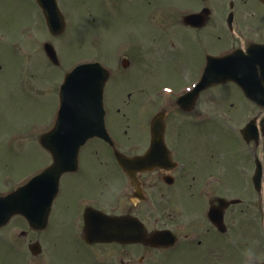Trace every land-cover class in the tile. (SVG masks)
<instances>
[{
    "label": "flooded vegetation",
    "instance_id": "flooded-vegetation-1",
    "mask_svg": "<svg viewBox=\"0 0 264 264\" xmlns=\"http://www.w3.org/2000/svg\"><path fill=\"white\" fill-rule=\"evenodd\" d=\"M102 1L105 4L118 8L119 11L121 8H126L125 6L127 5L139 3L140 5L133 6L132 9H144L143 11L145 12L143 14L148 23L151 21V15L146 14L150 13V10H146V8L157 7L164 10L160 13V16L154 18V20L161 21L162 36L167 38V23L169 20L176 19V24L178 25H176L175 30H177V27H182L184 32H187L186 35L192 37L193 44L186 45V47H190L191 51H197L194 42H197L201 36L207 35L211 37L212 35L216 46L218 47L221 44L223 46L221 48L218 47L219 49H216L217 47L203 49L202 54L204 59H206L207 54L224 53L229 55L236 52L248 58L250 56V47L254 45L264 46V0ZM57 2L60 7H63L65 0H57ZM99 2L101 5V1ZM168 8L172 10L168 12ZM191 14L197 18L190 21L188 16ZM137 16L140 20V16ZM132 18L135 19V15ZM127 40V46L131 48L130 53L133 51L134 61L130 57L131 54L128 55L126 53L127 47L124 46L118 49L117 53L114 54L116 57L115 66H109L110 70L116 73V76L131 72L132 69L137 73L141 72L139 67L143 63L139 64L135 59V55L138 53L146 55V58L140 60L147 62L144 65V72L149 81L152 80V74L149 73L152 67V56L170 55L173 61L176 57L184 56V48L182 47L184 45L180 42L175 43L174 40L170 41L166 39L162 45H160L159 41H156L153 53L151 50L149 53L146 52L151 46L148 36L145 41H141L140 39ZM192 54L190 52V60L192 59ZM253 54L255 56L257 54L264 56L263 51ZM141 57L143 56L141 55ZM99 59L106 62L103 58ZM201 65H196L195 73L191 80L194 76L198 78L197 75ZM190 68H193V64ZM227 84L239 89L235 83L229 82ZM160 86L163 87L165 84ZM152 88V85L146 87L144 111L142 110L141 112L144 122L143 119L140 122H133L131 118L128 120L140 126L139 132L141 133V138L138 140H145L134 142L130 138H127V140L121 138L117 140L114 138V149L119 150L130 158L146 155L145 163L142 164L140 163L142 161L139 160L127 161L128 164L125 166L132 168L129 169L130 171H127L123 169L117 160H101V156L97 152L99 145L90 143L85 152L87 155H90V153L94 155L98 154L95 156L96 161H87V155L84 159L83 154L80 160L79 171L64 177L51 213V230L49 233L51 263L62 259L55 251L56 247L62 245L65 247L63 253H66L68 249L70 253L75 255L76 261H80L82 264H264V199H260L262 193L257 192L254 186V190L258 193L256 198L259 207L257 215L258 231H255L253 227L247 228L245 229L247 231L246 237H244V232H241L239 229L235 230L233 227V222L236 221L233 220L236 216V207L243 205L250 207L251 205H249L247 199L245 200V197L242 195L237 197L240 200L238 203L230 204L225 209L224 229H219L213 223V209L218 211V208L221 207L219 200L233 199L227 193V190H230V193H232V184L229 182L231 178L227 180L223 176V173L226 169L228 171V166L234 162L231 155L243 147L230 152V163L226 162L224 164L222 162L223 165H221L220 169L217 166L216 169H213V164L216 165L215 159L217 158L215 152L203 148L200 149L195 144L199 141V128L204 127L203 121L214 120L213 117L217 112L222 114L221 111L224 110L225 103L221 101L215 102L219 110L217 111L216 108H209V105L213 103L208 98L201 96L192 110L185 112L178 106L177 98L173 96L155 97ZM211 91L212 88L208 89L204 92V95L211 93ZM132 97L133 92H128L127 99L129 98L134 102ZM167 99H169V106L178 109L181 116H185L180 122L176 120L172 124V126L176 127V131L174 130L173 134L174 145L169 139L172 126H170L168 120L169 111L166 109V105L164 104L165 106H163L162 104L159 108L156 107L154 109L150 105L157 101H166ZM241 99L244 103L238 105L241 108L240 113L248 110L253 115L263 116L264 109L250 103L245 97H241ZM200 101H203L204 105L203 114L197 115ZM125 103L127 104L128 102L125 101ZM229 104L230 106H235L233 102ZM129 105H131V102ZM120 111L119 109V115L127 117L126 112L120 113ZM207 112H212L213 115L201 117L204 114L206 115ZM159 113L165 115V141L168 147L151 152L152 121L155 120L156 115ZM229 116L232 117L234 114L229 112ZM116 123L118 125V122ZM147 126L148 141L144 134ZM129 129L130 126L122 129V135L128 136ZM179 137L185 139V142H188V145L193 146L195 150L193 148H191V152L180 150L176 142ZM261 143H263V140ZM254 145L259 146L261 152H263V145L260 142ZM111 152H113V148ZM214 154L216 158H214ZM225 154V157L228 156L226 150ZM89 170H91L93 175L99 172L102 173L101 177L96 176L98 181L85 183L86 179H84L81 186L70 182V179H74L81 172ZM229 173H234L232 164L230 165ZM242 175L237 172L236 178L239 179V176L243 178ZM243 181H245L244 178ZM218 185L227 187L224 188L225 194H216V188L214 187ZM64 187L67 189L69 195L79 190L80 192L72 197H69V195L66 198L64 197L61 203L60 200L63 197ZM213 195H215L214 198ZM66 208H68L67 212L70 214V217L67 225L64 223V228H61L63 222H59L60 219L56 218V213H63V210ZM231 209L234 211H230ZM241 210L245 211L244 209ZM98 211L111 217H118L123 220L128 219L127 226L131 231L136 228L135 218H137L143 223L142 230L145 232L147 241L135 242L127 240L128 237L126 235L120 240L115 239L113 242L96 240L97 236L93 234L95 233L94 231H91L92 227L90 223L97 222ZM66 226L67 235L63 239V232ZM20 232V234L16 232L11 238L12 242L19 244L17 252L22 255L21 260L17 264H24L22 239L28 238V233L25 231ZM163 232L169 233L168 235H172L175 238L174 245L168 246V241L166 240L168 236L163 241L155 243L156 240L153 239L161 236L160 233ZM235 239L237 240L235 241ZM3 241H5L3 243L4 246H10L7 239ZM0 254L2 264L5 258L2 253ZM33 264L40 263L34 261Z\"/></svg>",
    "mask_w": 264,
    "mask_h": 264
},
{
    "label": "rangeland",
    "instance_id": "rangeland-1",
    "mask_svg": "<svg viewBox=\"0 0 264 264\" xmlns=\"http://www.w3.org/2000/svg\"><path fill=\"white\" fill-rule=\"evenodd\" d=\"M99 1H101V5ZM138 5L140 4L135 3L127 5L125 6L126 8H123V12H121L118 8L105 4L102 0H65L63 6L65 12L63 13L67 14L71 26L66 35L58 41L55 39L60 50L59 56L64 63V68L68 69L71 64L75 63L76 58L80 55L108 57L109 53L106 52L109 48L113 47L111 44L116 43L121 38L129 40L140 39L141 41H145L149 35L148 32L151 30L152 32H150V35L152 34L153 39L159 38L161 35L159 25L155 24L152 27L144 17L142 9H132L133 6ZM147 9L148 8H146V10ZM135 12L136 14H134ZM134 15L135 19L132 18ZM137 15L140 16V20ZM169 26L172 27L173 24L171 23ZM95 33L102 34L105 39L99 46L91 47L87 42H90V37ZM168 33L170 36H167V38L161 36L160 45H162L166 39L170 41L174 40L175 43L180 42L184 45L182 46L184 48V56L176 57L174 61L170 55L154 56V59H152V67L149 71V73L152 74L151 81L146 78L143 70L137 74V72L132 69L131 72L116 76L109 84L111 92L108 95V99L109 104H111L113 108H115V106H124L123 103L126 100L128 92L132 91L134 94L132 97V99H134V102H132L134 103V108L129 105V101L131 102V100L128 98L127 107H125L126 110H123V112L126 111L127 117H123L122 115L117 116L116 114V120L115 116L110 117L111 125H109L113 126L114 131L121 139L127 140V138H130L131 141L134 142H142L145 140H138L141 138V133L139 132L140 126L128 120L131 118L133 122H140L143 119L144 122V117H141V112L142 110L144 111V109H140V107L135 106V104L146 94L147 86L152 85V87H154L152 91L155 87H159L162 84L172 85L174 87L183 86L190 82L191 76L195 73L196 65L205 61L202 50L217 47L212 35L211 37L203 35L197 42H194L197 51H191L190 47L188 48L186 45L193 44L192 37L186 35L187 32H184L182 27H177V30ZM150 35L149 40L151 41ZM48 38H50L49 32L44 23L43 16L35 3L31 0L23 2L17 0H0V67H2L0 76V145H4V147L0 146V174L10 176L8 181L10 185L16 180L22 181L21 179L39 172L51 162V157L39 146L40 136L33 137V141H31L32 137H25L23 141L20 139L21 136L23 137L33 133L36 134L37 130L42 131L43 129H49L56 117L57 93L55 87L52 86L54 85V81L55 83L58 82L61 69H53L43 52L42 43L43 41H47ZM151 45H156V42ZM222 46L223 44L218 47L221 48ZM19 47H23V52L20 53ZM218 47L216 49H219ZM152 51L154 50L152 49ZM132 52L129 54H131L130 57L134 61ZM190 52L193 53L191 60ZM147 53H149V51H147ZM140 54L141 53L136 54L135 59L139 64L142 62L144 67L147 62L145 60H140L145 57H141L142 54ZM109 63L115 65V61H110ZM192 64L193 68H190ZM22 74L23 76L21 77ZM22 80L26 82L27 87L24 86L21 90L20 81ZM50 88L51 90L49 91ZM33 91L38 93L36 94ZM226 95H230L231 97L235 95L234 97L239 98V92L231 86L220 88L218 91L216 90V92L211 91V93H207L203 95V97L205 96V98H208L213 103L209 105V108H216L217 111H219L215 102L221 101L225 103ZM162 104L163 106L166 105L165 107L169 111L168 120L170 126H172L176 120L180 122V120L184 119L183 117L185 116H181L178 109H174L168 105L169 99L166 101H157L150 105L154 109L156 107L159 108ZM141 106L143 107V104ZM203 106V101H200L197 115L203 114ZM246 107H248V105H246ZM223 109L227 108L223 107ZM224 111L233 113L236 119H240L247 115L245 110L240 113L241 108L237 105L234 107L228 105V109ZM212 115V112H207L206 115L204 114L201 117ZM116 122H118V125H115ZM221 122L222 123L218 122V124H211L199 128V141L195 144L200 149L203 148L212 152L214 151L217 155L216 158L214 154V158H216V163L219 165H223L222 162L224 164H226V162L230 163V152L235 149L239 150L242 147L241 142L233 136L232 127L225 126L228 125L225 121ZM127 126H130L128 136L122 135V129H125ZM143 127L145 128L144 125ZM237 128L239 129V127ZM174 130L176 131V127L172 126L169 134V139L173 145ZM14 133L18 135H14ZM144 134L148 141V126ZM21 141L22 143H19ZM176 142L178 148L182 151L186 150L191 152V148L194 149V147L188 145V142H185L183 138L179 137ZM243 143V148L231 155L233 156L234 162L230 163V165H233L234 173H229V165L228 171L226 169L223 176L227 180L231 178L232 181L229 180L232 184V193H230V190H227L228 195L230 194L231 197H240L242 195L245 197V200L247 199L249 205L251 204L250 207H246V205L236 207V216L233 218V220H236L233 222L235 230L239 229L241 232H244V237H246L247 231L245 229L253 227L255 231H258L257 215L259 213V207L256 201L258 193H256L253 188L252 176L255 170L256 156L261 154V150L259 146H255L254 144L247 145L244 141ZM225 150L228 154L226 157ZM97 152L100 153L101 158L104 159L103 161H107L109 157H111V153L105 148L101 147ZM86 155L87 153L85 152L83 155L84 159ZM86 160L96 161V157L94 154L90 153V155H87ZM213 169H216V165L214 164ZM237 172L243 174L242 176L245 181H243V178L240 176L239 179L236 178ZM101 175V172L93 175L91 170L84 171L75 176L74 179H70V182L81 186L84 179H86L85 183L94 182L98 181L96 176L101 177ZM1 186L3 187L5 185L4 183L1 185L0 180V187ZM13 187L15 186H12V188ZM214 188H216L217 195H222L225 194L224 188L227 187L218 185ZM79 192L80 190L69 195L67 189L64 187L63 197L60 202H63L64 197L66 198L68 195L72 197ZM214 196L215 195H213V198ZM67 210L68 208L64 209L63 213H56V218L60 219L59 222H63L61 228H64V223L67 225L69 220L70 214ZM230 211L234 210L231 209ZM20 230L29 231V228L26 227L21 217H16L10 223V226L2 232L6 236H11L14 232L16 233ZM63 233L64 239L67 235V226ZM45 234V232L36 234L29 231L28 238L22 240L23 243H27L33 242L34 239H40L44 247L47 248V246L49 247L51 244L49 243L50 239L48 232L46 236ZM236 240L237 239H235V241ZM1 244L0 253H2L5 258L2 264H17L22 258V255L17 252L19 249L11 251L4 246L3 243ZM64 249L65 247L62 245L56 247L55 251L62 259L53 261L52 263L49 261V264H82V262L76 261L77 258L73 253H70L68 249L66 253H63ZM23 256L25 258L24 254ZM41 258H37L40 264L42 262Z\"/></svg>",
    "mask_w": 264,
    "mask_h": 264
},
{
    "label": "water",
    "instance_id": "water-1",
    "mask_svg": "<svg viewBox=\"0 0 264 264\" xmlns=\"http://www.w3.org/2000/svg\"><path fill=\"white\" fill-rule=\"evenodd\" d=\"M78 90H76L74 87L72 89V99L70 101V105L72 107L73 114L76 112L75 109L77 107H80L85 102L83 100H79L78 99L79 97H82V98L91 97V92L88 93L86 85H83L80 93H78ZM98 91H99V101L95 105H97L99 107V113H101V101H100V99H101V94L103 92V89L100 87L98 89ZM90 104L91 103H89V102L85 103V105H90ZM42 143L46 148L51 150V133H49L47 136H45L43 138ZM54 155H55L54 157L56 160V165L52 167V170H54L56 172L55 173L56 174V183L58 184V181H59V178L61 175V173L58 171V168L60 167V162H62L64 159L60 156V155H62V153L60 155H59V153H54ZM31 185H33L32 186L33 191L36 194L39 193L40 197H39V199H37V201L39 200V202H41L42 204H44L43 202H45V203L50 205V203H51V168H49L43 174L38 176L34 180V182L31 183ZM31 185H30V187H31ZM19 197L23 199L22 196H19ZM12 199H13V197H12ZM11 200L9 201V203L12 202V205H9V213H8L9 217L11 215H13L14 213L22 212V210L18 206V204H19L18 203V197H16V199H14L13 201H11Z\"/></svg>",
    "mask_w": 264,
    "mask_h": 264
}]
</instances>
